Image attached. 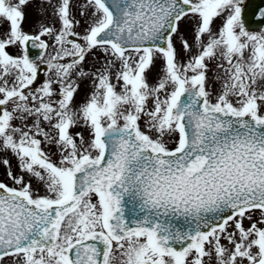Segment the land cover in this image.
I'll return each mask as SVG.
<instances>
[{
  "label": "snow or ice",
  "instance_id": "snow-or-ice-1",
  "mask_svg": "<svg viewBox=\"0 0 264 264\" xmlns=\"http://www.w3.org/2000/svg\"><path fill=\"white\" fill-rule=\"evenodd\" d=\"M0 0V264H264V6Z\"/></svg>",
  "mask_w": 264,
  "mask_h": 264
},
{
  "label": "water",
  "instance_id": "water-1",
  "mask_svg": "<svg viewBox=\"0 0 264 264\" xmlns=\"http://www.w3.org/2000/svg\"><path fill=\"white\" fill-rule=\"evenodd\" d=\"M249 4V11L252 10V8L256 5L264 6V0H248L247 2Z\"/></svg>",
  "mask_w": 264,
  "mask_h": 264
}]
</instances>
